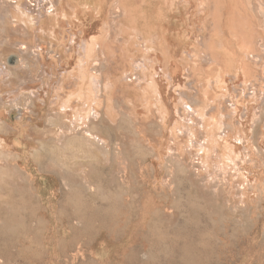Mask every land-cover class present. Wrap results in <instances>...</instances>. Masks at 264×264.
Instances as JSON below:
<instances>
[{
    "label": "rangeland",
    "instance_id": "obj_1",
    "mask_svg": "<svg viewBox=\"0 0 264 264\" xmlns=\"http://www.w3.org/2000/svg\"><path fill=\"white\" fill-rule=\"evenodd\" d=\"M57 1L61 2V6L56 4ZM57 1L0 0V41H4L5 46L9 48L6 51L4 58H7V60L11 64L12 70L14 71L13 76H15L13 78V82H11L12 87L2 84V81L9 79L11 75L8 72V69H6L5 65L3 64L2 66V63H0V67L4 68L7 72V74L5 72L0 75V103L3 102L2 97L6 100L4 105H2L3 103L0 104V113L2 112L1 116L3 114L5 116L4 120L9 124L7 128L9 130H7L5 129L6 126L4 122L0 119L1 126L4 125L2 127L0 126V150L3 148L8 150L12 149L13 153L11 154H16L18 152L17 154L21 157L17 158L16 161L13 160L12 163H16L15 166L18 165L21 168V179L24 181L23 182L22 180H20L18 181L20 183H17V185L22 184L24 190L20 189L22 188V185L16 186L15 184L12 188L13 184L11 185L8 182L12 176H10L11 172L7 175V173H5L6 168L3 167L4 171L3 169L0 170V172H3H1L2 175H7L6 177L4 176V179L8 177L5 182H8L9 184L6 185L4 181L3 183L1 181L2 184L0 183V194L1 196L2 194H4V198L0 199L2 203V205L0 203V259L2 260L0 264H152L154 262V264H211L209 260H216V254L214 250H211V252L209 250L210 248H207V245L204 248V246H202L201 243L198 244V242H195L194 244H188L189 242H187V238L184 234H182V236H180L181 239H179L178 236L172 233V225L165 224L167 223V221L164 219L161 209H159V206L165 203L162 200V196L158 195V209L154 211L151 219H149L147 223H145L144 228L141 230L136 226L138 224L139 226H142V222L140 219L141 214L139 215V213L140 204L142 203V198L144 197V187L142 188L141 186L139 192H136L135 195H133L136 196V203L131 206L129 200L133 198V196L128 195L126 192V188L122 185L110 182L112 176L111 169H115L114 164H111L109 166L98 165L91 156L92 154L90 152L81 150H69L70 152H66L65 155L63 154L58 156L59 161H61V157L63 158L62 161L66 159V161L64 162L68 164V167L71 166L72 168L73 165V168H75L77 167V164L79 165L80 163H82L81 161H83L87 166L90 165L91 168H93L92 170L90 167H88L93 172L92 173L90 171V174L92 173L91 178L96 183V185H98V189L96 193H90L85 188H83L80 183L79 184L81 186L75 181H73L74 184L70 182L67 171L64 170V172L63 170L58 169L56 165H54L53 161H51L53 159L52 153L54 152V150L53 152H51V142L48 140V138H51L53 136V127H55L49 125L48 116L50 118L49 120H52L53 123H55L57 122V118L55 117L54 119L53 116H55L58 111H60L61 113H70L71 111L70 107H66L65 110H61V106L57 107L56 103L58 99L56 97V94H61L60 96L61 98H63V94L65 95L66 92L69 93L72 90H77L78 84L82 82V79L73 74V72L69 73L67 71L87 65V70L89 71V73L102 75L100 71L92 69L93 67H99L101 63L98 60L96 61V59H92L87 63V61L84 59V55L82 54L84 50L83 40H87L91 36H99L101 37V40H104L106 42L108 41L112 43L116 48H119V52H122L120 48L123 47L127 51L126 55L133 54L137 57L134 62L135 65L132 66V72L130 73L128 71L127 73L121 75V77L117 76L119 69H115L116 67L113 65V62L111 63V61H103L106 65L103 66L104 69L109 66L111 68L110 72L116 75V82L119 87H123L121 83H131L135 85V88L129 89L127 91L128 96L126 97V99H124L122 98L124 93H120L117 90V87L113 89L111 88L110 90L109 88L108 90H103L105 86H102L104 84L100 82L99 78V83H97L99 88L98 94L99 96L101 95L103 97H108L109 108H106L105 99L98 97V99H100V104L98 106L99 113L97 115V118L93 119L94 121L98 120L105 131L112 135V138H114V136L116 138V134H118L117 137L119 139L122 138L121 141L124 144L127 142L125 146H127L128 148H125L128 153L130 152V157L132 159L135 158V161H142L147 164H150V162L153 160L158 161L157 158L153 157V150L149 149V147H153L155 152L159 153L166 150L165 147H167V143L170 145H174V143L170 140L172 137L170 130L175 117H178L184 124L192 125V122H186L182 119L183 116H179L178 113L181 108L183 109V101L188 102V100H186V96H184L182 91L185 90L190 94H196L197 89H202L204 85L210 90L212 85L214 84V79H209L206 84L203 81L198 82L196 85L194 84L197 89L192 88V78L188 76L189 69L187 63L191 59L196 58L199 62L198 64H200L201 66H204L205 64L209 65L212 62L207 59L208 57L204 52L198 51L200 45V48H202L201 41L203 39H207L209 32L212 31L210 27L211 23L207 21L206 18L204 21V17H206L207 15L202 12H197L196 14V11L193 9L192 4L189 5L186 0H177V3L176 5H174L173 10H170L172 12H168L167 16L165 17L167 19L164 18V21L161 19L157 21L158 18H155L154 16L155 13L153 11V4L143 3V8L137 10L138 12L133 11V15L131 16L132 18H130L128 24L121 25L122 23H125V20L119 9L114 7L117 3L116 0ZM69 2L72 3V6L71 3L68 4ZM184 7H188L189 9H185ZM142 10L144 11V13L142 12ZM9 11H12L16 16L19 15L18 18L21 17V20H17L15 17L11 18ZM139 11H141V13ZM141 14H145L148 18L151 19L152 22L154 21V24H157L158 22V24L160 23V26H163L159 28L164 34V40H161L162 44H160V46L159 39V43L157 44L155 41H153L152 39H148L147 37H143L144 39H140L139 35H136V32L134 33L135 27L131 25H133L134 23L135 25H140L139 21H136L135 19H137L136 17L141 16ZM117 16L119 19H121V21L119 20L120 22L116 21V23H113V19L117 18ZM160 21L163 22L161 23ZM42 23L45 24V28H41L39 26ZM119 26L122 27L123 31H128H119L120 33L117 32V27ZM22 29H24V31H26L29 36L25 35ZM157 29V27H154V30ZM36 34L39 35L38 38ZM221 37H228L227 32L224 29L218 28V30H216V33L213 34V40L217 41ZM20 39L28 41L29 46L31 47L30 49H26H28L30 52L22 53L21 51L16 49V40ZM239 39L240 37L238 35H231V45L228 44L230 45L229 49L233 48L229 51L232 52L233 50H235L232 52V55L231 53L229 54L232 60L228 56V58L230 59H228V62L229 64L231 63V66L233 67L243 60L247 62L254 60V58L246 57L245 53H242V55L238 53V50L240 51V47L236 45L235 42ZM232 43H235V45H232ZM95 44L97 45H94V54L99 55L98 53L100 50V45L98 43ZM41 45L42 47H44L43 50ZM161 48L169 54V56H167L170 60L168 64H173V66L167 67V71H163V69L161 68V62L159 63L156 60L157 57L160 58V56L153 54L156 50V53H158V50ZM217 48H219V50H222L223 47L218 43ZM35 51L42 52L40 54L41 56L38 54L36 55ZM234 52L236 54H234ZM143 54H148V56H145V60L146 62H148V64L153 63V71L150 76L154 78V80H156L159 88L157 92L151 93V96L149 95V97L147 96L148 99H146V97H141V93H143V91L141 90L139 83H142V81L137 79V76L135 74V72L141 69H146V66H143L142 68L140 67L143 65ZM99 56L100 60L105 59L104 55L100 54ZM21 58H23L24 61H18L16 64V60ZM43 59L45 62L43 61ZM123 60L124 59H121V61L117 65L120 64L121 66H124L126 61ZM131 60L133 59H130V57L127 58L128 62H130ZM41 62H43L44 65ZM113 66L115 68H112ZM235 77H232V75L230 76L228 72L224 73L223 78L225 82L223 81L220 83L218 93L226 92L227 94L226 96L222 95L219 98H209L208 102L210 104L206 108V110H210V107H212V105L217 104V112H221H216V118H220L221 120L224 119L228 122L230 121L231 125L242 124V127L248 133L249 137H252L254 135V137L256 138L257 136L264 133V112L262 111V105H264V96H261L262 90L260 89L262 86L261 81L264 78L260 80V78L258 77L257 88L253 87L258 90V92L256 93L254 89L250 88L251 86L249 82L243 83L241 80H239L238 77ZM149 80L150 79H148L147 82H149ZM59 82H61L62 84H59ZM175 82L178 83V86H175ZM84 84H86V79L84 81ZM33 85L36 86L34 87ZM37 85L39 87H37ZM46 85H49V87H47ZM59 85L62 86L59 87L60 91L57 90V86ZM46 87L48 90L45 89ZM22 88L23 90L19 94L23 95V93L26 94L30 92L29 95L33 97V102L35 105H33L32 107L33 112L29 111L30 109L27 110V114H29L28 117H23L21 105L13 107L9 104L10 100H7L8 96L17 93ZM52 88H56L54 90L56 94L52 92ZM238 95L241 98H249V100L245 101L244 104L237 103L236 108L234 102L236 101L237 97H239ZM177 98L182 99V103L180 104V106H182L180 109H178L179 111L177 110V106L174 107V105H172V101L175 104L177 102ZM73 99L74 101H72L74 102V104L78 105V100L76 98ZM163 99L165 101H160ZM116 100H118V102ZM160 102H164L163 106L167 109L168 113H164L163 111H161V108H158V106L162 105ZM218 102L221 103L219 104ZM4 106H6L7 108H4ZM223 106H225L226 112H223ZM67 108H69V110H67ZM175 110L178 111L177 116H175ZM260 111L263 112V114L260 115ZM104 112L112 113V120L107 114L105 115ZM124 112L126 113V115ZM183 112L186 113L185 109H183ZM257 113H259V115H257ZM253 114H255V116H252ZM128 117H132L133 121L138 123V133L133 131L134 129L130 125ZM253 117L254 120H258L255 128L256 130H253ZM62 120L69 121L67 117H63ZM110 125L111 128L107 127ZM224 125L225 124H223L222 128L217 131L216 138L219 136L220 138L223 136L227 137L231 142L229 144L230 146L233 145L232 147L235 148L234 145H237L241 148L237 150V153L239 154L242 151L243 142H235L234 138L226 136L225 134L227 133V129L224 128ZM162 126L164 127V129L161 128ZM175 133H177L180 139L184 137V133L180 132L179 130H176ZM244 133L245 132L243 131V134ZM135 134L140 135L141 137L136 136ZM229 134L231 133L229 132ZM41 135L47 137V141L46 139L42 141L40 139ZM134 136L136 137V139H134ZM139 137L141 139H145L144 145H141L140 141V143L138 142ZM131 138L132 140H130ZM133 141L135 143H133ZM219 141L221 142V140ZM42 143L44 144L45 149H43L44 147ZM132 144H135V146ZM178 144L179 146L181 145L182 148L172 151L173 153L180 154L181 150L185 148L181 141H179ZM187 149L188 147L183 150ZM194 149L196 153H202L200 149L197 150L196 147H194ZM77 151H80V153L77 154ZM82 152H88V154H90L89 157H87L88 154L85 153V155L83 153V155ZM262 152L264 153V150H262ZM68 153L71 155V157ZM81 155H83V157H81ZM66 156L70 157L71 159ZM73 156H75L76 159L73 158ZM89 158H91V160ZM74 161L75 163H73ZM50 162L52 163L50 164ZM193 162L195 164H198L199 160L196 159ZM50 165L51 169L49 168ZM47 166L49 167L47 168ZM9 168L7 167V172H9ZM193 171H200L202 174H205V170L203 168H201L200 170L198 168H192L190 172ZM241 171L250 178H255L257 176V172L254 170V167L243 168L241 169ZM190 172H188L187 174H189ZM97 175H100V177H98ZM12 177L14 179L19 178L18 176L16 177V175ZM22 177L25 178L23 179ZM59 177L61 179L64 178V181L62 180L63 183L66 182L64 185L60 181L61 179ZM66 178L68 181L66 180ZM196 178L200 179L201 177L198 176ZM237 179L238 177L235 176V180ZM251 182H253V180H251ZM76 183L79 185L78 187L77 185H75ZM67 186L72 189L68 188ZM18 187L19 189H17ZM239 188L241 189V186H238L237 190H239ZM78 190L80 193L78 192ZM100 191L102 193L104 192L103 195H105L106 197L108 195V197H103ZM76 192H78L77 195ZM67 193L69 195H67ZM100 194L102 195V198ZM136 194H138V196ZM67 196L69 198H67ZM45 199H47V202H45ZM70 199L71 202H69ZM263 202L259 206V208L250 216L242 217V219L235 218V222L231 224V222H233L231 221L226 231H219L221 232V238L223 239V241H218L219 244L212 243V245H215V247L220 246L219 248H222V260H220L221 262L219 264H264ZM4 203L8 207L4 206ZM172 203L174 204L175 200H172ZM72 204H75L74 207ZM87 204L88 206H85ZM5 207L6 210H9L7 208H10V211L6 212V210H4ZM20 207H23L22 209L24 210H21ZM75 207H77L76 211H74ZM88 207H90V209ZM57 208H61L63 210V213L61 209L58 210ZM186 208H188V210H191L188 211L189 213L185 212L183 216H179L180 218L190 219V223L196 224V222L198 223L199 214H203L204 212L203 216L205 218L202 223L207 224L208 229L210 230L211 227L213 231V222L211 221L210 223L211 217L216 218L213 213L211 214L207 210L206 212L204 210L201 211L198 206H195L193 204L187 205ZM82 209H85V212ZM9 212L10 214H8ZM24 212H26L27 214ZM66 212L68 214H66ZM72 212H74L75 214ZM81 213L83 216L79 217L78 215H80ZM88 214H90L89 217ZM84 215H86L87 218H85L86 216ZM72 216L74 217L72 218ZM56 217L57 219H55ZM80 218L83 221H81ZM73 219L75 220L72 223L71 221H73ZM78 220L80 223L78 222ZM70 223L71 226H75L73 227V230L72 228L69 229ZM130 235L133 236L135 241H133L131 245H127V241ZM198 236L201 237V233L198 234ZM176 242L180 243L181 245L185 244L186 246L188 244V248L192 247V253L190 252V254L194 262L186 263L183 261H178L177 263H158L157 258L159 256L172 257L174 255L173 249ZM159 244H162V251H159ZM210 245L211 244H209L208 246ZM142 252L144 253L142 254ZM144 254L146 255V258L141 257ZM151 255L155 257H152ZM139 259H141L142 262L141 260L139 261Z\"/></svg>",
    "mask_w": 264,
    "mask_h": 264
},
{
    "label": "bare ground",
    "instance_id": "obj_2",
    "mask_svg": "<svg viewBox=\"0 0 264 264\" xmlns=\"http://www.w3.org/2000/svg\"><path fill=\"white\" fill-rule=\"evenodd\" d=\"M40 1H42V0H40ZM116 1H117V3L115 4L114 7L119 9L120 13L123 15V18L125 20V23H122L121 25L128 24V21L130 20V18H132L131 16L133 15V11H137V10L143 8V3H152L153 4V11L155 13L154 16H155V18H158L157 21L159 19L163 20L167 16L168 12H172L170 10L171 9L173 10L174 5H176V3H177V0H116ZM186 1L188 2L189 5H191V4L193 5L192 7L196 11V14H197V12H202V13L207 15L206 17H204V21L206 18V20L211 23L210 27L212 30L209 32L207 39H203V40L201 39L202 40L201 41L202 42V48H200L201 45L199 48L197 47L199 52L200 51L204 52L208 57L207 59L209 61H212L211 64H209V65L205 64L204 66H201L200 64H198L199 62L196 58L191 59L187 63L188 69H189L188 76H190L192 78V83H191V85L193 84L192 88L197 89V87L194 86V84L196 85L200 81H203L206 84L209 79H211V80L214 79V82H213L214 84L212 85L210 90L204 85L202 87V89H197L196 94H190V93L186 92L185 90L182 91L184 96H186V98H187L186 100H188V102L186 101L187 103L185 101H183V109H185L186 113L183 112V109L181 108L182 105L180 106V104L182 103V99L177 98L176 99L177 102L175 101L176 102L175 104L172 101L173 99L171 100L172 105H174V107H176V106L178 107L177 110L181 108L180 111L178 110L179 112L177 110H175V116H177V112H178L179 116L180 115L183 116L182 117L183 120H185L186 122L187 121L192 122V125L184 124L183 122L180 121V119L178 117H175V120L173 121V124L171 126V130H170V132L172 134V137L170 140L174 143V145H170L167 143V147H165L166 150L164 152H159V153H156L153 147H151V148L149 147V149L153 150V151L151 150L154 153V154L152 153L153 157L157 158L158 161L153 160L150 162V164H147V163L142 162V161H135V158L132 159L130 157L131 155H129L130 152L128 153V151L126 150V148H128L127 146H125V144L127 142L124 144L121 141L122 138L119 139L117 137L118 134H116V138L114 136L115 139L112 138L111 137L112 135H110V133L105 131V129L100 125L98 120L94 121L93 118H97V115L99 113L98 106L100 104V99H98V97L104 98L106 101V108H109L108 97L107 96L103 97L101 95L99 96V94H98L99 88H98L97 83H99V78H100V82L102 84H104L102 86H105L104 89L102 88L103 90H105V89L108 90V88L110 90L111 88L113 89V88L117 87V90L120 93L121 92L124 93L123 97H122L124 99H126V97L128 96L127 91L131 88H135V85L131 84V83H129V84L121 83V85H123V87L122 88L119 87V85H117V82H116V79H117L116 75L113 74L112 72H110L111 68L109 66H108L109 68L107 67L106 69H104L103 66H106V65L104 64L103 61H105V62L111 61V63L113 62V65L116 68L114 66L112 68H115L117 70L119 69L117 76L121 77V75L127 73L128 71L130 73L132 72V70H133L132 66L135 65L134 62L137 59V57L135 55H133V54L128 55L127 54L128 57H130V59L131 58L133 59L130 62H128L127 61L128 57L126 55L127 51L123 47L120 48V50L122 52H119V48H116L112 43H110L108 41L106 42L104 40H101V37H99V36H91V37L88 36L89 38L87 40H83L84 50H83L82 54L84 55V57H85L84 59L87 61V63L92 59H96V61L98 60L101 63V65L99 67H93L92 69H94L96 71H100L102 73V75L89 73V71L87 70L88 66L87 65L82 66L80 68L67 71L69 73L73 72V74H75L77 77L82 79V82H80L77 86V90H72L69 93L66 92L65 95L64 94L62 95L63 98H61V96H60L61 94L59 95L58 93L56 94L54 92V90L56 88L55 89L52 88L53 89L52 92H54L56 94V97L58 99L57 103H56L57 107L61 106V110H65L66 107H70L71 111H70V113H61L60 111H58L55 116H53L54 115L53 114L52 116L54 117V119H55V117L57 118L56 119L57 122H55V123H53L52 120L50 121L49 120L50 118L48 116L49 125H52V127L55 126V127H53V129H54L53 130L54 131L53 136L51 138H48V140L51 142L50 147L52 148L51 149L52 151L51 150L50 151L53 152V150H54V152L52 153L53 159L51 158L52 159L51 161H53L54 165H56L58 167V169H60V170H63V171L66 170L67 171V175L69 177L70 182L73 183V181H75L78 184L80 183L83 186V188H85L90 193H96L97 189H98L97 188L98 185H96V183L91 178V175L93 173L92 172L93 168H91L90 165L87 166L85 164V162H83V161H81L82 163H80L79 165L77 164V167H75V168H73L74 167L73 165H72V168H71V166L68 167L67 166L68 164H66L64 162V161H66V159L64 161H62L63 158L61 157V161H59L58 156L63 155V154L65 155L66 152H70L73 150H75V151L76 150L88 151L92 154L91 156L93 157V159L95 160V162L98 165H101V166H107L108 165L109 166L111 164H114L115 169H113V170L111 169L112 176H111L110 182L118 183L119 185H122L123 187H125L128 195L133 196V195H135L136 192H139V190L141 189V186H142V188L144 187V191H143L144 197L142 198V203L140 204V213H139V215L141 214L140 219L142 222V226H139V224L136 226L137 228H140L141 230L144 228L145 223H147V221L149 219H151V216L154 213V211H156V209H158V205H157L158 195L162 196V200L165 203L160 205L159 209H161L163 217L167 221V223H165V224H167V225L171 224L172 225V228H171L172 233L174 235L178 236L179 239H181L180 236H182V234H184L187 238V242H189L188 244H194L195 242L196 243L198 242V244L201 243L202 246H204V248L207 245V248L209 247L210 251L214 250V252L216 254V260L211 259V260H209V262L211 264H219L221 262L220 260H222L221 259L222 248H219L220 246L215 247V245H212V243L219 244L218 241H223V239L221 238L222 237L221 232H219V231H226L228 229L229 223L231 221H233V222H231V224L235 222V218L242 219V217L250 216L253 212H255L259 208V206L263 202V196H264V153L262 152V150H264V133L262 135L257 136L256 138L254 137V135L252 137H249L248 133L242 127V124L231 125L230 121L228 122L224 119L221 120L220 118L219 119L216 118L217 113L221 112V111L217 112V110H218L217 104L212 105V107H210L211 109L208 111L206 110V108L210 104L208 102L209 98H215V97L219 98L222 95L226 96V94H227L226 92H221V93L219 92L218 93V90H219L220 83L224 81L223 75H224V73H227V72L230 76L232 75V77H235V76L238 77L239 80H241L243 83L249 82V84L251 86L250 88L254 89L256 93L258 92V90L255 89V88H257V85H258V83H257L258 77L260 78V80H262V78H264V0H191V1L186 0ZM57 2H56V4L61 6V2H58V3ZM71 2H69L68 4H70ZM54 3H55V1H54ZM72 3H71V6H72ZM188 7H186V8L184 7V8L187 9ZM139 12L141 13V11H139ZM142 12L144 13L143 10H142ZM9 13H10L11 18L15 17L17 20H21V17L18 18L19 15H17V16L14 15L12 11H9ZM200 15H201V13H200ZM118 16H117V18L113 19V21H112L113 23L114 22L116 23V21H119V20L121 21V19H119ZM136 18L137 19H135V20L139 21L140 25L139 26L137 24L135 25V23L133 25H131V26L135 27L134 33L136 32L135 34L139 35L140 39H144L143 37H147L148 39H152L153 41H155L157 44L159 43L158 42V39H159V41H160L159 46H160V44H162L161 42L164 40L163 39L164 34L159 28H161L163 26H160V23L158 24V22H157V24L156 23L154 24L153 23L154 21L152 22L151 19L148 18L145 14H141V16H138ZM165 19H167V18H165ZM168 20H166V21H168ZM39 26L41 28H45L44 23H42ZM154 27L155 28L157 27L158 29L154 30ZM218 28L224 29L227 32L228 37H226V38L221 37L219 40L214 41L213 40V34L216 33V30H218ZM22 30L24 31V29H22ZM117 30H118L117 32L123 31L121 26L117 27ZM127 31L128 30H125L123 32H127ZM18 32H19V30H18ZM24 34L29 36V34L26 31H24ZM231 35H238L240 37V39L235 42L236 45H238L240 47V51L238 50V53L240 55H242V53H245L246 57L254 58V60L247 62L244 60L241 61L242 60L241 59L240 60L241 62L236 64V66L234 65V67L231 66L232 65L231 63L229 64L228 61L230 59L228 58V56L230 53L232 55L233 54L232 52L235 51V50H233L232 52L229 51L230 49H233V48L229 49V46L231 45V42H230ZM36 36H37V38L39 37L38 34H36ZM71 39H73V38H71ZM123 40H124V38H123ZM95 43H98L100 45V50H99L98 54L104 55V58L106 60L105 59L100 60V56L97 54H94V45H97ZM218 43L222 45V47H223L222 50H219V48H217ZM235 43H232V45H235ZM228 44H230V45H228ZM16 45H17L16 49L21 51L22 53L30 52L28 49H30L31 46H29V43L27 40H23V39L16 40ZM41 47H42V45H41ZM26 48H28V49H26ZM7 49H9V48L5 46V42L0 41V63H2V66H3V64L5 65L6 69H8V72L11 75V77L9 79H6V80L2 79L3 80L2 84H4L5 86L6 85L11 86V82H13V78L15 76H13L14 71L12 70L11 64L9 63L7 58H4ZM43 49H44V47H42V50ZM156 51L153 54L160 56V58L157 57L156 60L159 63L161 62V68L163 69V71H167L168 66H173L172 63H171V65L168 64L170 62V60L167 57V56H169V54L166 51H164L162 48L158 50L159 51L158 53H156ZM41 53L42 52H40V51H35L36 55L37 54L40 55ZM234 54H236V53L234 52ZM143 56H144L143 61L141 59L143 65L140 67L142 68L143 66H146V69H141V70L135 72V74L137 76V79L142 81V83H139V86H140L141 90L143 91V93H141V97H146V99H148L149 95L151 96V93L157 92L159 90V88H158V84H157L156 80H154V78H152L150 76L152 71H153V69H152L153 63L148 64V62H146L145 56H148V54H143ZM11 59H12V56H11ZM121 59H124L123 61H126L124 66L123 65L121 66L120 64L117 65L121 61ZM243 59H244V57H243ZM231 60H232V58H231ZM18 61L23 62L24 59L21 58V59L16 60V64ZM43 61H44V59H43ZM41 63L43 64V62H41ZM14 66H15V64H14ZM3 69L4 68L0 67V73H1L0 75H2V73L6 72L5 69L4 70ZM6 74H7V72H6ZM85 79H86V84H84ZM148 79H150L149 82H147ZM61 80H63V79H61ZM49 81H50V79H49ZM261 82H262L261 83L262 86L260 88L262 90L261 96L262 95L264 96V79ZM59 84H62V83L59 82ZM175 86H178L177 82H175ZM37 87H39V86L37 85ZM47 87H49V85ZM47 87L45 89H47ZM59 87H62V86H60V85L57 86V90L60 91ZM67 87H69V86H67ZM253 87H255V88H253ZM17 89H18V87H17ZM29 89H30V87H29ZM22 90H23V88L20 89L17 93H14V94L8 96L7 100L8 99L10 100L9 104L12 105L13 107L17 106V105H19V106L21 105L23 117L24 116L28 117L29 114H27V110L30 109L29 111H32V109H33L32 108L34 105L33 97L29 95L30 92L26 93V94H24L22 92L23 95L19 94ZM32 92H34V91H32ZM183 94H181V95H183ZM228 94H230V93H228ZM73 98H76L78 100L77 101L79 103L78 105L74 104ZM2 100H3V102H1L0 104L3 103L2 105H4L6 100L3 97H2ZM248 100H249V98L245 99V98H241L239 96V97H237L236 101L234 102L235 103L234 105L237 108V106H236L237 103L244 104L245 101H248ZM116 101L118 102V100H116ZM160 101H165V100L163 99ZM163 103L164 102H162L161 103L162 105L160 104L161 106H158V108H161L162 109L161 111H163L164 113H168L167 109L163 106ZM5 107L6 106H4V108ZM223 109H222L223 112H226L225 106H223ZM34 110H35V108H34ZM67 110H69V108H67ZM262 111L264 112V105H262ZM263 112L260 111V115L263 114ZM1 113H0V119L4 122V124L6 126L5 129H7L9 124L4 120L5 116L3 114L1 116ZM104 113H105V115L107 114L109 116V118L112 120V118H111L112 113H108V112H104ZM125 115H126V113H125ZM257 115H259V113H257ZM252 116H255V114H253ZM63 117H67L69 119V121H63L62 120ZM253 120H254V117H253ZM128 121H130L129 123L132 126V128L134 129L133 131L138 133L139 132V130L137 129L138 123L133 121L132 117H128ZM3 122H1V123H3ZM257 122H258V120L256 121V119H255L254 123H253L254 124L253 130H256L255 128H256ZM223 124H225L224 128L227 129V133L225 132L226 136L234 138L235 142H243L242 151L239 154L237 153V150L241 149V148L237 145H234L235 148L232 147L233 145L230 146L229 144L231 142L228 140L227 137L223 136L220 138V136H219L216 138V133L219 129L222 128ZM0 126H1V124H0ZM2 126H4V125H2ZM249 126H251V125H249ZM19 127H21V126H19ZM107 127L111 128V125L107 126ZM161 128L164 129L163 126ZM172 128L179 130L180 132H183L184 137H182L180 139L179 136L177 135V133H175L176 130H173ZM249 128H251V127H249ZM7 130H9V129H7ZM243 131L245 132L244 134H243ZM229 132L231 134H229ZM135 135L140 136L137 134H135ZM140 137L138 138V142L140 141L141 143L140 142L139 143L141 145L142 144L144 145L145 139L144 138L141 139ZM40 139L42 141L44 139H46V141H47V137L42 136V135H41ZM134 139H136V137ZM38 140H39V138H38ZM130 140H132V138ZM219 140H221V142ZM179 141H181L183 143V146H185V148L188 147V149L183 150V149H185V148H183L181 150L180 154L173 153L172 151H175V150H178L179 148H182V146L181 145L179 146V144H178ZM130 143H132V142H130ZM133 143H135V142L133 141ZM140 144H138V145H140ZM42 145L44 147L43 143H42ZM132 145L135 146V144H132ZM194 147H196L197 150L200 149L202 151V153H199V152L196 153ZM43 149H45V147ZM1 150H0V162H1L0 163V170H2L3 167L6 169H7V167L8 168L10 167L9 172H7V170L5 169V173H7V175H8L11 172L10 176L16 175V177L18 176L20 178V179L19 178L14 179L11 176V178L8 182L11 185L13 184L12 185V188H13V186L15 184H16V186L20 185V184L17 185V183H20L18 181H20L22 179H21V172H20L21 168L18 165L15 166L16 163L14 164L12 162H13V160L16 161V159L21 157V156L17 154L18 152L17 153L15 152L16 154H11V153H13L12 149L8 150V149L3 148ZM34 150H36V149H34ZM88 152H82V154L83 153L88 154ZM33 153H35V152H33ZM79 153H80V151L77 154H79ZM30 154H31V152H30ZM83 155H81V157H83ZM89 155L90 154H88L87 157H89ZM33 156H35V155H33ZM66 157H68V156H66ZM70 157H71V155H70ZM70 157H68V158L71 159ZM73 158H75V156H73ZM89 159L91 160V158H89ZM196 159L199 160L198 164H195L193 162ZM72 160H74V159H72ZM51 163L52 162H50V164ZM73 163H75V161ZM48 167L49 166H47V168ZM88 167H90L92 170ZM252 167H254V170L257 172V176L255 178H250L241 171V169H243V168H252ZM49 168L51 169V165ZM192 168H198L199 170L201 168H203L205 170V174H202L200 171L190 172L192 170ZM255 168H257V169H255ZM3 171H4V169H3ZM24 171H26V170H24ZM51 171H53V170H51ZM90 171L92 172L91 174H90ZM1 172H0V183H1V181L3 183V181L5 182V180H7L8 177L6 179H4L5 175L4 174L2 175L3 172L2 173ZM152 172H153V175H152ZM188 172H190V173L187 174ZM25 175H27V174H25ZM181 175H183V176H181ZM58 176H60V175H58ZM97 176L100 177V175H97ZM198 176H200L201 178L197 179L196 177H198ZM235 176L238 177L237 180H235ZM53 177H55V176H53ZM22 178L24 179L25 177H22ZM67 178H66V180H67ZM63 179L64 178H62L60 181L62 182ZM251 180H253V182H251ZM8 182H5L6 185L8 184ZM65 183L66 182H64L63 185ZM77 183L75 185H77V187H78L80 184L78 185ZM118 184H116V185H118ZM101 185H102V183H101ZM101 185H100V187H101ZM71 186H73V185H71ZM112 186H113V184H112ZM238 186H241V189L239 188V190H237ZM19 187L17 189H19ZM22 188H20V189L24 190L23 185H22ZM33 188H35V187H33ZM68 188H70V187H68ZM70 189H72V188H70ZM69 192H70V190H69ZM78 192H79V190H78ZM78 192H76V195ZM100 193H102V192L100 191ZM103 193H102V195H103ZM110 194H112V193H110ZM53 195H52V197H53ZM67 195H69V194L67 193ZM102 195H101V198H102ZM136 195L138 196V194H136ZM3 196H4V194H2V196L0 194V199H3L4 198ZM103 197L107 198L108 195H107V197L105 195H103ZM113 197H114V195H113ZM135 197L136 196H133V198H131L129 200L131 206L134 203H136ZM57 198H58V196H57ZM65 198H66V196H65ZM67 198H69V197L67 196ZM7 199H6V201H7ZM86 199H88V198H86ZM185 199H187V200H185ZM45 200H46L45 202H47V199H45ZM172 200H175L174 204L172 203ZM53 201H54V198H53ZM103 201H105V200H103ZM106 201H107V199H106ZM2 202H4V201H2ZM61 202H62V200H61ZM63 202H64V200H63ZM69 202H71V199ZM0 203H1V201H0ZM189 204H193L195 206H198L201 211L204 210L206 212V210H207L209 213L214 214V216L216 218H214V217L210 218V223H211V221L213 222V231H212L211 227H210V230L208 229L207 224L202 223L204 218H205L203 216L204 212H203V214L202 213L199 214L198 223L196 222V224L190 223V219L179 217V216H183V214H185V212H188L191 210V209L188 210V208H186V206ZM1 205H2V203H1ZM63 205H64V203H63ZM74 205H73V207H74ZM4 206L8 207L6 204ZM85 206H88V204ZM6 207L4 210H6ZM20 208H21V210H24V209H22L23 207H20ZM34 208H37V207H34ZM58 208H59V206H58ZM76 208L77 207L74 208L75 209L74 211L77 210ZM88 208L90 209V207H88ZM114 208H115V205H114ZM7 209H9V210H6V212L10 211V208H7ZM60 209H58V210H60ZM108 209H110V208H108ZM26 210H27V208H26ZM66 210H67V208H66ZM82 210H84V212H85V209H82ZM101 210H103V209H101ZM98 212H100V211H98ZM24 213H26V212H24ZM62 213H63V210H62ZM72 213H74V212H72ZM82 213L80 214L81 216L80 215H78V216L82 217L83 216ZM91 213H92V211H91ZM115 213H117V212H115ZM8 214H10V212ZM66 214H68V213L66 212ZM59 215H61V214H59ZM89 215L90 214H88V217H89ZM94 215H95V213H94ZM84 216H86V215H84ZM91 216H92V214H91ZM91 216H90V219H91ZM73 217L74 216H72V218ZM76 218H77V216H76ZM85 218H87V216ZM55 219H57V217ZM58 220H60V219H58ZM74 220L75 219H73V221H71V222L73 223ZM80 220H81V218H80ZM76 221H77V219H76ZM81 221H83V220H81ZM78 222H79V220H78ZM90 223H91V221H90ZM73 227H75V226L74 225L71 226V223H70L69 229L72 228V230H73L74 229ZM185 230H186V232H185ZM200 233H201V237L198 236V234H200ZM164 235H166V234H164ZM230 235H232V234H230ZM154 237H156V236H154ZM133 241H135V239L133 238V236L130 235L128 238V241H127V245H131L133 243ZM6 243H7V241H6ZM188 244L186 246L185 244L181 245L180 243L176 242L174 244V249H173L174 255L172 257L159 256L157 258L158 263H160V262L161 263H163V262L177 263L178 261H183L186 263H193L194 261H193L191 254H190V252L192 253V251H191L192 247L188 248ZM209 244H211V245L208 246ZM146 247H148V246H146ZM158 247H159V251H162V249H161L162 244H159ZM143 253L144 252H142V254ZM195 254H197V253H195ZM141 257L146 258V255L144 254ZM152 257H155V256H152ZM141 259H139V261ZM0 262H2L1 259H0ZM141 262H142V260H141ZM154 263H152V264H154Z\"/></svg>",
    "mask_w": 264,
    "mask_h": 264
}]
</instances>
